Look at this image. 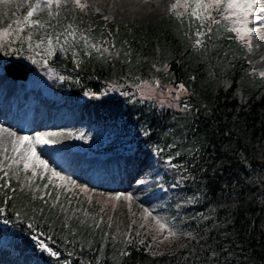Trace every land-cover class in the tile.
Wrapping results in <instances>:
<instances>
[{"label":"trees","instance_id":"trees-1","mask_svg":"<svg viewBox=\"0 0 264 264\" xmlns=\"http://www.w3.org/2000/svg\"><path fill=\"white\" fill-rule=\"evenodd\" d=\"M48 18L54 30L66 24L60 14ZM200 23L172 11L137 25L94 13L73 29L77 39L83 35L108 51L85 55L83 40L78 46L69 38L71 50L48 60L66 77L60 86L68 96L90 98L101 117L130 131L127 144L102 152L150 146L176 168V184L188 199L187 233L167 248L134 232L111 237L106 226L63 215L49 201L52 195H35L0 169V184L10 181L0 188V233L10 229L16 248L32 250L48 264H264L263 84L244 40L226 31L222 19L204 22V43L194 47ZM142 80L163 90L183 84L186 91L172 104L140 94L135 86ZM115 85L120 87L111 89ZM41 241L59 255H50Z\"/></svg>","mask_w":264,"mask_h":264},{"label":"rangeland","instance_id":"rangeland-1","mask_svg":"<svg viewBox=\"0 0 264 264\" xmlns=\"http://www.w3.org/2000/svg\"><path fill=\"white\" fill-rule=\"evenodd\" d=\"M5 1L8 7L13 8L10 12L13 15V19L0 25V30L6 29L11 25L8 36L0 35V79L5 83L12 80L11 84L15 85L16 91L22 94V101H25L23 110L28 107L32 100L37 99L50 104L54 108V114L51 113V116L57 120V123L46 125L52 129L41 131L42 129L37 130L34 128L29 130V126L25 125L27 129L24 131L31 133L30 138H32L33 143L38 133L47 134L54 132L57 135H45V138L50 141L48 144H35L37 155L48 163L47 171L39 167L35 161H29L30 167L24 168V162L20 161V156L25 154V150L28 148L27 144L20 147L19 152L15 150L18 147L16 144V147H11L8 153L0 151V169L8 171L10 175L19 177L20 183L29 187L35 195H52L49 201L53 204H58V211L67 217L74 216L78 220L96 227L106 226L108 235L111 237H120L121 235L134 232L142 237L143 234L149 235L151 238L150 242L153 243L154 247H169L173 242H176L178 237L187 233L185 229L187 226L183 220L190 212L185 210L188 199L176 184L179 181L176 168L169 166L166 160L156 154L151 147L131 148L128 145L127 148L122 147L119 150H110L111 152H117V156L125 155L128 157L137 155L139 157L136 176H133L130 180L131 184L127 188L122 187L125 179L123 183H119L120 181L115 178H110L109 181H112L115 184L114 186L119 188L95 187L92 180L99 177V179H96L100 181L102 176V170L97 169V166L93 168V171H90L86 179L76 177L78 169L74 171V174H67L64 171L65 164H62L63 154L80 156L82 159L89 161L90 164L93 159L100 157L98 156L99 154H112L108 152L109 149L101 151L106 146L127 144L130 138V131L126 130L118 120L101 117L90 98H67V93L59 86V74L55 68L43 63L44 59H48L45 55H37L38 52L44 53L47 44H42L39 49L35 45L49 35L53 37V44L56 45L55 35L57 33L64 32L68 25L73 26L76 22H84L94 13H100L106 18L123 24L152 23L172 11L171 5L176 0H139L143 10L148 11V15H144L143 20L126 19L112 13L104 5H95L93 0H80V4L84 6L82 8L78 7L74 0H61L59 7L53 4L51 11L55 15L60 14L66 18V24H60L56 30L52 29L51 25L47 23L49 9L43 4V0ZM37 3H40V8L37 9L32 19L40 20L44 27L24 26V31L20 32L19 28L21 25L15 22L24 21L26 13ZM189 3H191V0H189ZM184 11L183 7H179L175 12H172L177 15V12ZM215 13L217 17L220 16L218 11H213V14ZM224 14H228L227 10ZM242 15L237 14L233 19H239ZM261 16L262 14L255 9L247 18V28L252 29L253 32L254 25L264 27V21L261 20ZM222 24L231 27L232 21L222 19ZM252 32L244 39L245 44L246 41H250L251 45L248 46L246 44V55L264 88V78L259 75V73L264 72V48L254 43ZM29 35L32 37L31 40L27 39ZM61 43H63V37H61ZM57 51H59L58 46ZM10 60H18L30 68L25 79H14L1 71L5 63ZM33 61L36 62L34 63ZM25 84L26 86L28 85L27 88L24 86ZM119 87L115 85L111 89ZM24 90L27 91V94H23ZM139 90L142 95L155 96L165 102L177 104L178 99L176 97L179 95L177 88L167 86L163 90L154 83H143L142 80L139 84ZM74 108H77V112L79 110L86 114L83 118V123H81ZM123 149H126V151H123ZM46 158L50 161H55L54 164H49ZM14 160L20 162L13 163ZM79 169V172L82 171V168ZM52 170L59 172L65 179L61 180L52 176ZM33 172L36 173L35 176H33ZM104 178L102 180L103 183L107 181ZM164 178L169 180L170 183L172 182V184H166ZM118 195L119 199H117ZM129 196L131 199H128ZM145 209L151 212L152 215H147ZM153 217L167 220L170 227L174 226V230L178 235L175 238L165 240L164 236L167 233L160 231ZM16 241V236L12 234V231L8 228L5 229L0 233V252L2 254L25 255L27 259L30 258L29 262L24 260L21 264H40L37 257H31L27 254V250L17 249L15 247ZM30 253L32 254L31 251ZM42 264L47 263L42 262Z\"/></svg>","mask_w":264,"mask_h":264},{"label":"bare ground","instance_id":"bare-ground-1","mask_svg":"<svg viewBox=\"0 0 264 264\" xmlns=\"http://www.w3.org/2000/svg\"><path fill=\"white\" fill-rule=\"evenodd\" d=\"M10 2V1H8ZM5 0H0V25L12 21L13 15L10 13L13 9L6 5ZM95 5H104L112 13H115L126 19H142L144 15H148V11L143 10L140 6L139 0H93ZM258 13L262 14L261 20L264 21V0H260L255 6ZM261 25L253 26V39L254 43L262 48H264V27ZM7 76H10L9 72H6ZM7 79V78H5ZM9 80V79H8ZM12 80L6 83L0 79V151L3 153H8L11 147L15 146V141L19 136H29V131H24L29 126V130L36 128L37 130H47L52 129L47 124H56L57 120L53 119L51 113L54 114V108L41 100H32L23 110V105L25 101H22V94L16 91L15 85L11 84ZM26 88V84L24 85ZM25 94L27 91L25 90ZM74 111L78 114V118L81 123H83V118L86 114L74 108ZM26 125V126H25ZM39 131V132H41ZM15 133L16 135H13ZM14 145V146H13ZM67 155V154H66ZM64 155L63 162L65 164L64 171L67 174H74V171L78 169L76 177L80 179H86L90 173L93 171L95 164H97V169L102 170V176L105 177V183L101 180L98 181L94 178L92 181L95 187H105L106 189H115L118 186L110 180V178H115L119 180V183H123V188L130 186V180L136 173V169L139 166V157L137 155H131L126 157L125 155L104 157L101 159H93L90 164L89 161L82 159L80 156L75 155ZM125 156V158H124ZM48 159V158H46ZM49 161V164H54L55 161ZM79 168L82 171L79 172ZM136 176V175H135ZM134 176V177H135ZM119 188V187H118ZM29 256H33L29 251L27 252ZM4 256V257H3ZM30 259V258H29ZM29 259L25 255L20 256L18 254H2L0 252V264H21L24 260L29 262ZM38 262L42 264V261L38 259Z\"/></svg>","mask_w":264,"mask_h":264},{"label":"snow or ice","instance_id":"snow-or-ice-1","mask_svg":"<svg viewBox=\"0 0 264 264\" xmlns=\"http://www.w3.org/2000/svg\"><path fill=\"white\" fill-rule=\"evenodd\" d=\"M75 4L78 7H84L83 5L80 4V0H74ZM260 0H191V3H189V0H176L175 3L171 5V10L176 11L177 8L183 7L185 9L184 12H177L178 17H182L185 14L189 15L190 17L194 18L197 21H201L199 29H197L193 35L196 37L194 40V47H200L204 41L203 37L206 36V32L203 30L205 28V23L208 20H211L212 23L219 24L220 19L224 20H231L232 21V26L229 28H226V31L233 32L236 34V38H239L241 40H244L246 36L250 35L252 32V29L247 28V18L249 15H251L254 10L255 6L257 3H259ZM61 3V0H43V4L47 6L49 9V16H54L55 14L51 11V8L53 4H55L57 7H59ZM40 8V3H37L34 7H32L27 13L24 18V21H16L15 23L20 24L21 27L19 28L20 32L24 31V26L27 27H44V24L40 20H35L32 19V17L35 15L37 9ZM227 10L228 14L225 15V11ZM213 11H218L220 13V16L217 18H214L212 16ZM237 14H243L239 19H233V17ZM11 28V25H9L8 28L0 30V35L2 36H8L9 35V30ZM212 29L211 27L207 28V32H211ZM66 33V35H65ZM61 37H63V43H61ZM69 37L71 38V41L74 42L79 46L80 40H83V50L85 51V55H91V51L89 50H95L98 53L107 52V48H101L100 45H97L95 43H91L86 37L83 35L80 36V39H77V32L73 29L72 25H68L65 29L64 32L57 33L55 35V41L56 45L53 44V37L49 35L46 38L41 39L35 47L39 49L42 44H47V47L44 49V53H37V55H45L48 59H51L56 55L57 52V46L59 47V51L61 53H68L71 50V43L69 41ZM31 35L27 37L28 40H31ZM246 44L248 46L250 45V41H246ZM31 47V45H29ZM72 55V62L73 64L79 68L80 66V59L76 55L75 51H71ZM48 59H44L43 63L45 65L48 64ZM34 63L36 61H33ZM50 71H52L50 69ZM58 75V74H57ZM259 75L264 78V72L259 73ZM66 77L64 76H59V79L63 80ZM158 83V82H157ZM135 87L139 88V85H136ZM177 90L178 92L186 91L185 87L183 84L177 85ZM87 94V93H86ZM124 95H130V93H123ZM177 99L179 98V95L176 97ZM188 105L185 104V108H187ZM13 135H16L13 133ZM45 135L47 136H56L57 133H47V134H36L35 141L34 143L32 142V138L29 136H19L17 137V140L15 141L16 145L18 147L15 149L17 152H19V148L23 147L25 144L28 145V148L25 150V154L20 156V161L24 162V168L27 169L30 167L29 161H35L36 164L43 168L45 171L48 170V163L41 159L40 156L37 155L36 150H35V144H48L50 141L45 138ZM20 161H13V163H18ZM170 162V160H169ZM52 176L58 177L59 179L63 180L65 179L63 176L60 175L59 172L52 170ZM36 173L33 172V176H35ZM4 176H8V173L5 172ZM3 177H0V180H2ZM10 184V181H4L3 184H0V188H3L5 186H8ZM119 195L117 196V199H119ZM128 199H131L129 196ZM3 210L0 209V212ZM145 212L147 215L151 216L152 213L149 212L147 209H145ZM155 220L156 224L159 226L160 231L166 232L167 235L164 236V239L167 240L169 238H175L178 233L174 230V226L169 225V222L165 220L164 218H156L153 217ZM31 227V226H29ZM190 235V234H189ZM38 239V238H37ZM155 239V238H154ZM163 242V241H161ZM143 243V241H141ZM40 247L44 248V250L48 251L50 255L53 256H58L59 253L54 251L53 249L49 248L43 241L40 242ZM155 254V253H153ZM163 253H161L162 255ZM122 255H130L129 252L125 251L122 253ZM99 264V262H97Z\"/></svg>","mask_w":264,"mask_h":264},{"label":"water","instance_id":"water-1","mask_svg":"<svg viewBox=\"0 0 264 264\" xmlns=\"http://www.w3.org/2000/svg\"><path fill=\"white\" fill-rule=\"evenodd\" d=\"M5 68L8 72L12 73L15 77L25 78L29 68L25 67L19 61H11L5 64ZM14 72V73H13Z\"/></svg>","mask_w":264,"mask_h":264}]
</instances>
